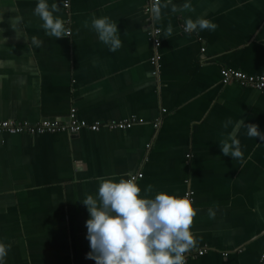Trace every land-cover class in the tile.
<instances>
[{
	"label": "crops",
	"instance_id": "1",
	"mask_svg": "<svg viewBox=\"0 0 264 264\" xmlns=\"http://www.w3.org/2000/svg\"><path fill=\"white\" fill-rule=\"evenodd\" d=\"M69 1L64 9L63 0H48L71 31L54 38L33 14L37 0H0V120L66 119L74 107L86 122L136 116L144 123L75 134H0V242L11 245L5 264H95L86 259L89 213L80 200L95 196L96 177L138 173L141 196L192 191L197 215L190 231L197 244L187 264H260L264 141L242 127L235 132L243 164L225 156L219 142L240 119L264 133V92L220 82L224 68L264 74V0H189L194 11L177 13L169 6L154 23L156 48L145 27L147 0ZM184 2L173 0L178 7ZM92 14L116 21L117 51L99 41ZM199 16L218 27L186 33L184 20ZM12 17L21 18L19 38ZM169 23L173 33L166 38ZM32 36L42 47L30 44ZM229 118L233 123L223 127ZM149 184L153 190L146 193Z\"/></svg>",
	"mask_w": 264,
	"mask_h": 264
},
{
	"label": "clouds",
	"instance_id": "2",
	"mask_svg": "<svg viewBox=\"0 0 264 264\" xmlns=\"http://www.w3.org/2000/svg\"><path fill=\"white\" fill-rule=\"evenodd\" d=\"M169 6L172 13L194 11L189 0L179 7L173 0H150L145 11L150 14L154 24L162 19V10ZM59 10L57 3L49 5L48 0H37L33 9V14L42 21L41 27L48 37L71 36L65 21L55 15ZM20 22L19 17L10 20L17 38L22 36L18 34ZM85 27H89L87 22ZM90 27L96 32L99 41L108 46L109 51L115 52L122 47L117 23L110 17L92 14ZM217 27V24L203 16L184 20V31L189 34L203 30L214 31ZM172 33L173 28L169 23L163 36L168 38ZM30 44L40 48L43 40L32 36ZM232 123L229 118L223 122V127L227 128ZM241 127L246 129L249 138L259 137L264 141V133L257 124H246L240 119L234 125V132L222 139L219 145L225 156L230 155L233 160L243 164L244 153L235 134ZM96 180L98 187L95 196L86 194L80 200L89 213L85 221L86 239L90 248L86 259L94 260L95 264H187L186 254L197 244L190 231L197 209L187 195L161 191L156 192L154 197L141 196V188L134 178L116 180L99 176ZM152 190L153 186L149 184L145 192L151 193ZM208 216L215 218L213 208L208 209ZM10 247V244L0 242V264H5Z\"/></svg>",
	"mask_w": 264,
	"mask_h": 264
},
{
	"label": "built area",
	"instance_id": "3",
	"mask_svg": "<svg viewBox=\"0 0 264 264\" xmlns=\"http://www.w3.org/2000/svg\"><path fill=\"white\" fill-rule=\"evenodd\" d=\"M150 0H147L143 11L146 18V30L149 41L154 45V48L160 45L159 39V29L151 22L150 14L146 13V6L149 5ZM70 1L63 0L64 9L69 8ZM184 29V28H183ZM158 33V34H157ZM154 34H157L154 36ZM204 48H201L203 51ZM159 56L157 51L154 52L153 56L150 59V63L153 66L157 65V61ZM220 82L224 85L229 83H237L242 87H251L257 89L261 92H264V74H247L240 70L232 69V68H224L221 70V80ZM144 120L142 118H137L136 116H132L130 118H125L123 120L117 122H86L85 120L79 119L76 115V109L71 107L69 109L68 115L66 119H47L43 118L39 120L37 123H28L25 121H17V120H0V134H44L50 132H67L70 134L78 133L82 129H87L90 131H99L102 128H106L107 130H127L130 129L135 124H142ZM142 173H138L137 175L131 176V178L137 179L141 178ZM189 199H191L192 191L189 190L185 193ZM203 250H198L197 254H202ZM260 264H264V251L262 252L259 260Z\"/></svg>",
	"mask_w": 264,
	"mask_h": 264
},
{
	"label": "bare ground",
	"instance_id": "4",
	"mask_svg": "<svg viewBox=\"0 0 264 264\" xmlns=\"http://www.w3.org/2000/svg\"><path fill=\"white\" fill-rule=\"evenodd\" d=\"M100 131V130H99ZM97 132V131H96Z\"/></svg>",
	"mask_w": 264,
	"mask_h": 264
}]
</instances>
